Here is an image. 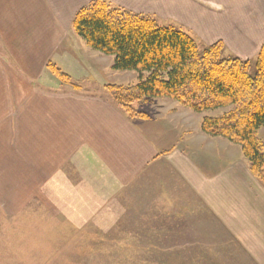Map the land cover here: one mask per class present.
<instances>
[{"label":"crops","instance_id":"crops-1","mask_svg":"<svg viewBox=\"0 0 264 264\" xmlns=\"http://www.w3.org/2000/svg\"><path fill=\"white\" fill-rule=\"evenodd\" d=\"M91 1L0 0L3 192L11 194L22 180L34 181L48 196H61L63 209L76 211L85 228L123 190L157 169L172 177L176 202L145 208L142 219L128 227L138 231L114 242L145 246V264H264V187L249 172L240 146L203 134L198 122L205 114L169 99L150 100L148 120L127 119L105 93L108 82L80 54L95 53L92 60L105 55L71 30L76 12ZM105 1L163 20L205 46L222 42L242 60L255 58L264 44V0ZM48 64L81 88L61 84ZM159 104L201 118L173 139L165 133L172 114L156 112ZM174 120L171 127L179 125ZM258 137L264 142V126ZM85 179L90 188L99 186L101 202L84 201ZM93 207L94 214L86 216Z\"/></svg>","mask_w":264,"mask_h":264},{"label":"trees","instance_id":"trees-1","mask_svg":"<svg viewBox=\"0 0 264 264\" xmlns=\"http://www.w3.org/2000/svg\"><path fill=\"white\" fill-rule=\"evenodd\" d=\"M71 30L87 47L113 58L112 70L138 75L134 85L104 86L127 119L148 120L140 109L152 99L205 114L201 132L240 146L249 172L264 187V142L258 137L264 126V44L254 64L224 57L221 42L199 51L189 35L105 0L77 11ZM46 68L61 84L81 88L56 66ZM220 111L226 112L210 115Z\"/></svg>","mask_w":264,"mask_h":264},{"label":"rangeland","instance_id":"rangeland-1","mask_svg":"<svg viewBox=\"0 0 264 264\" xmlns=\"http://www.w3.org/2000/svg\"><path fill=\"white\" fill-rule=\"evenodd\" d=\"M141 16L153 19L159 26L173 27L162 22L163 20L160 22L159 19L151 16ZM173 28L185 33L180 28ZM189 36L195 41L199 51L208 47L197 42L192 35ZM221 44L224 57L237 58L225 50L222 42ZM90 54L94 56L95 53ZM80 55L85 58L90 70L95 68L94 70L101 74L103 81L108 82L105 85L130 86L138 81V75L133 72L118 73L117 77H113V74H117L112 70L113 58L97 55V59L92 60L93 56H89L88 53ZM255 58L243 61H251L254 64ZM99 61L102 64V72L100 68H96ZM104 66L107 67L108 73ZM106 74H111L112 77ZM160 106V109L159 107L153 109L161 115L172 114L169 118L167 117L166 129L169 130L165 133L173 139L174 136L178 137L182 130L193 129V123L195 124L201 118V116L194 117L183 111H176L174 105ZM140 110L148 113L149 119L150 116L152 117L153 112H150L148 103ZM224 112L226 111L210 115ZM174 119L179 125L171 127L168 122ZM188 123L189 126L186 128L185 125ZM151 128L159 127L153 125ZM173 128L179 129L176 134L171 130ZM85 183L87 191H84V201L101 202L97 197L99 186L95 184L90 188L89 179H85ZM33 184L34 181L22 180L20 187L11 188V194L3 192V186H0V264H145L143 259L148 255L145 246L131 241L114 242L113 239L119 235L136 233L138 227H128L132 221L142 219L145 208L176 202L174 190L170 186L173 184L172 177L161 176V173L154 169L147 178L140 180L139 177V180L131 184L128 189L123 190L90 227L81 228L79 224L83 218L77 219L76 211L70 212L63 209L61 196H48L44 186L40 189L38 185ZM101 189L103 190V187ZM84 206H91V204L86 202ZM94 207L86 216L94 214ZM102 239H105V242L101 241Z\"/></svg>","mask_w":264,"mask_h":264}]
</instances>
